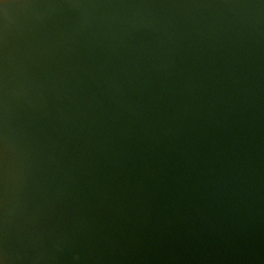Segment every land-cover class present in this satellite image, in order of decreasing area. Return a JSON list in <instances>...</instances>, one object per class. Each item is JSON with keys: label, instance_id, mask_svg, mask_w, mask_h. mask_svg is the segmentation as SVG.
<instances>
[{"label": "water", "instance_id": "95a60500", "mask_svg": "<svg viewBox=\"0 0 264 264\" xmlns=\"http://www.w3.org/2000/svg\"><path fill=\"white\" fill-rule=\"evenodd\" d=\"M0 260L264 264V0H3Z\"/></svg>", "mask_w": 264, "mask_h": 264}, {"label": "snow or ice", "instance_id": "6c2138e0", "mask_svg": "<svg viewBox=\"0 0 264 264\" xmlns=\"http://www.w3.org/2000/svg\"><path fill=\"white\" fill-rule=\"evenodd\" d=\"M3 2V0H0V3H2ZM0 264H3V261L2 260H0Z\"/></svg>", "mask_w": 264, "mask_h": 264}]
</instances>
